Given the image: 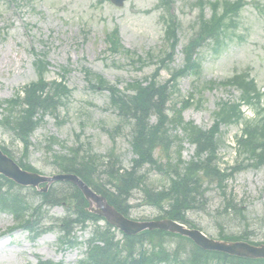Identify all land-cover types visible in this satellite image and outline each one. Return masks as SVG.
<instances>
[{"label": "rangeland", "instance_id": "1", "mask_svg": "<svg viewBox=\"0 0 264 264\" xmlns=\"http://www.w3.org/2000/svg\"><path fill=\"white\" fill-rule=\"evenodd\" d=\"M196 1L173 0L172 9L180 20L179 45L174 60L161 70L160 82L169 79L173 69L183 67L182 48L200 27L201 8ZM247 1L236 25L230 24L224 45L216 49L217 45L212 41L201 47V73L183 76L180 94L175 100L187 96L198 82L203 88L207 81L218 83L240 71L252 74L264 92V0ZM160 4L161 0H127L123 6H117L111 0H0V102L37 79L34 50L45 54L51 62L49 79L57 78L62 66L72 70L66 78L73 90L66 108L59 118L45 116L31 138L27 160L42 174L56 172L51 162L53 156L68 153L72 146L80 147L87 155L90 154L89 147L97 155H106L114 147L120 163L130 168L134 157L130 128L126 127L122 134L115 136L113 142L107 128L116 126L119 116L111 106L110 93L92 89L84 69L104 76L112 84L118 83L121 88L128 82L149 78L156 64L170 50L165 42L167 22L161 17ZM205 12L209 18L211 7L206 5ZM114 27L119 28L122 44L132 51L134 58L110 53L105 33ZM202 90L205 99L202 107L188 108L184 116L208 129L214 123L213 112L219 99H237L240 91L219 83ZM248 114H251L250 109ZM240 129L239 125L222 128L224 134L219 155L230 165L237 157L234 140ZM52 137L60 141L54 143ZM0 143L9 147L15 157L22 156V143L12 140L1 127ZM181 145L183 160L191 159L195 145L183 140ZM142 171L155 185L164 182L156 169L145 166ZM234 177L229 189L233 191L236 208L223 209L224 200L218 189L211 185L206 197V211H191L189 217L211 237H219L217 224L222 223L225 232L236 234L248 228L254 231L252 240H264L261 230L264 227V167L245 169ZM100 179L105 180L101 176ZM23 191L35 202L40 200L32 187H24ZM132 192L131 216L155 218L157 209L145 204L141 206L142 193L139 190ZM65 213V208L57 204L49 208L48 218L62 217ZM14 224L11 213L0 210V264H36L40 259L78 264L85 255L84 245L61 246L58 230L32 238V234L24 230H10ZM88 235L89 231L76 229L74 236L78 241H84Z\"/></svg>", "mask_w": 264, "mask_h": 264}, {"label": "trees", "instance_id": "2", "mask_svg": "<svg viewBox=\"0 0 264 264\" xmlns=\"http://www.w3.org/2000/svg\"><path fill=\"white\" fill-rule=\"evenodd\" d=\"M170 2L171 0H161V6L168 7ZM244 4L245 0H216L211 4L214 9L211 18L206 19L201 13L197 35L183 48L185 54L183 68L174 70L171 78L163 83H160L157 77L166 62L173 58L172 51L178 45L176 31L178 20L173 15L165 18L168 24L167 40L171 43V50L164 54L159 67L149 80L129 82L121 89L118 84H111L100 74L84 69L92 89L110 92L111 106L120 116L114 130L109 129V132L119 133L129 126L131 145L136 156L132 158L131 167L126 169L115 157L114 149L108 153L106 162L104 159L106 156L102 159L96 153L81 154L80 147L73 146L69 153H56L53 156L51 162L55 168L61 172L78 173L84 181L104 194L126 215H129L134 206L130 204L132 191L139 190L142 193L141 204L157 207L162 216H170L197 227L188 218V212L205 209L207 185L211 184L219 189L229 207H233L231 197L226 196L228 181L233 179L236 172L248 166L264 165V107L258 85L247 72L234 74L226 81L220 82L223 86H235L240 89V101L220 100L214 112L215 124L208 130L200 128L194 122L184 121L183 118L184 110L195 104L196 93L199 94L198 102L203 100L200 95L202 89L197 87V83L194 85V92L187 97L178 100L175 98L180 91L179 80L184 75L190 73L199 75L201 72L199 48L209 39L221 44L227 34L228 25L236 22L235 19ZM105 35L112 54L121 53L124 56L135 57L130 49L122 45L117 27L107 31ZM33 55L38 78L17 89L13 97L2 100L0 125L14 140L23 144V156L18 162L26 169L37 171L24 160L32 145L31 136L46 115L59 118L73 90L66 82L70 69L62 67L60 78L49 80L47 77L50 72L49 60L45 54L36 50L33 51ZM138 60L145 62L142 58ZM208 84L211 87L215 82L211 81ZM243 105L253 109V118L246 116ZM154 116L155 122L152 121ZM233 123L242 124V134L237 137L241 158L237 160L236 165L224 167L219 156L220 128L223 124ZM177 130H182L186 138L197 146L195 157L187 162L180 157L181 146L178 143L180 138ZM52 139L53 142L58 141L55 137ZM175 146L179 158L173 156ZM1 147L13 155L7 146ZM157 151L159 157H156ZM100 166L103 167L102 171ZM145 166L158 170L163 176L162 186L147 181V175L142 171ZM108 168H114L116 172H110L108 178L101 181V173ZM52 204H59L67 210L63 218H53L52 223L63 233L60 238L63 244L76 245L78 241L71 240L76 227L91 229L90 237L86 240L87 255L80 261L81 264H264V259H246L216 251L209 252L197 247L188 238L158 229L145 230L133 236L119 233L111 224H101L100 222L104 220L102 217L88 211L87 201L75 185L66 183V186L60 188L52 186L48 192L41 193V201L36 204L23 192L21 186L0 175V209L11 212L21 227L36 231L43 227L50 228L46 223L43 225L44 210L46 206ZM221 236L223 239H250V234L245 232L236 234L222 232ZM39 264L55 263L43 261Z\"/></svg>", "mask_w": 264, "mask_h": 264}, {"label": "water", "instance_id": "3", "mask_svg": "<svg viewBox=\"0 0 264 264\" xmlns=\"http://www.w3.org/2000/svg\"><path fill=\"white\" fill-rule=\"evenodd\" d=\"M117 5L122 6L125 0H113ZM0 173L3 175H6L10 177L11 179L15 180L16 182L22 184V185H34L39 187L40 182L47 181L50 183L53 180H70L73 183L79 185V187L83 190L84 195L87 196V198L91 201V204L93 202H96L98 208L93 209L94 212L99 213L100 215L107 217L109 222L114 224L120 229H123L128 234H136L141 231H144V229L150 228V229H170L174 232H180L184 235L191 236L194 238V240L203 247L209 248V249H219L223 251H228L233 254H238L242 256H252V257H259L264 256V245L255 247L252 245H249L248 243H242V242H236L232 243L229 241H217V240H211L206 235H204L202 232L195 230V229H187L184 225L177 224L176 222L167 219V220H155V221H144L139 222L135 220H130L126 216H124L122 213L120 214L116 208L110 204H108L106 198H104L100 194H96L88 184L84 183L80 177L76 174H66L62 173L59 175H54L51 177H46L41 174L32 173L30 171L23 170L21 166L15 162L11 157H9L6 153H3V151L0 148ZM48 187V186H47ZM45 188V190L47 189Z\"/></svg>", "mask_w": 264, "mask_h": 264}, {"label": "bare ground", "instance_id": "4", "mask_svg": "<svg viewBox=\"0 0 264 264\" xmlns=\"http://www.w3.org/2000/svg\"><path fill=\"white\" fill-rule=\"evenodd\" d=\"M102 168H103V167H100V171H102ZM114 170H115L114 168H108L107 171H104L103 173H101V174H102L101 178H102V177H103V178H108L110 172H111V173L116 172V171H114ZM220 253L227 254V253H224V252H220Z\"/></svg>", "mask_w": 264, "mask_h": 264}]
</instances>
